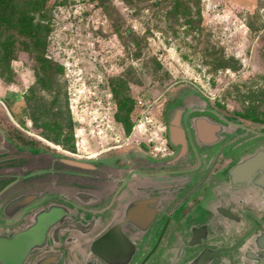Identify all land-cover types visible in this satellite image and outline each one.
Masks as SVG:
<instances>
[{
	"label": "rangeland",
	"instance_id": "obj_1",
	"mask_svg": "<svg viewBox=\"0 0 264 264\" xmlns=\"http://www.w3.org/2000/svg\"><path fill=\"white\" fill-rule=\"evenodd\" d=\"M43 1L31 13L49 30L45 63L19 51L10 80L0 77V133L15 145L99 164L130 152L160 159L172 154L166 124L178 105L200 98L246 123L264 119V0H194L190 14L173 12L175 0ZM58 88L62 114L36 127L27 106Z\"/></svg>",
	"mask_w": 264,
	"mask_h": 264
},
{
	"label": "flooded vegetation",
	"instance_id": "obj_2",
	"mask_svg": "<svg viewBox=\"0 0 264 264\" xmlns=\"http://www.w3.org/2000/svg\"><path fill=\"white\" fill-rule=\"evenodd\" d=\"M178 108L181 109L178 127L183 132L185 152L174 162L182 145L170 141L169 125L171 115L175 116ZM189 109L191 111L186 114ZM250 119L251 122L246 123L241 113L226 115L199 98L189 104L178 105L170 113L166 131L167 143L173 150L168 157L152 159L145 154L130 152L125 162L118 163V158L107 163L96 162L94 170L81 169L74 172L79 174L75 176L60 166L52 167L51 172L50 160L57 157L51 153L45 152V159L41 153H36L29 162L19 158L22 159L20 165L28 166L17 168L14 172L28 176L3 191L0 202L25 194L38 195L30 205L44 199L46 202L42 205L61 204L70 194L69 186L73 180L81 186L84 200L88 202V206L80 202L79 205L96 211L95 215L83 213L84 219L95 216L99 222L92 234L72 241L63 239L59 248L42 250L41 255L35 256L30 264L43 257L60 254L66 258L65 264H79L78 260L83 264L91 241L98 239L123 218L125 206L146 199L156 200L149 207L158 211L145 231L137 230L130 224L124 226L122 232L134 246L128 264H182L180 256L186 251L191 231L203 225L208 235L204 244L212 253L233 248L250 232L240 244L244 254L237 248L218 253L226 264H255L246 259L245 253L248 256L249 253L259 255L260 258L264 256V250L257 248L252 241L254 236L264 232V191L251 184L232 186L227 179L229 169L236 162L264 150V119ZM6 185L3 184L0 190ZM219 197L222 198L218 201ZM230 204L231 212L241 219L240 223L227 221L216 214L219 207ZM35 254L33 252L25 264H29ZM96 262L104 264L97 258Z\"/></svg>",
	"mask_w": 264,
	"mask_h": 264
},
{
	"label": "water",
	"instance_id": "obj_3",
	"mask_svg": "<svg viewBox=\"0 0 264 264\" xmlns=\"http://www.w3.org/2000/svg\"><path fill=\"white\" fill-rule=\"evenodd\" d=\"M180 108V107H179ZM176 109L177 114L170 117L169 125V138L175 145H182L181 152L173 160H178L183 157L185 152V141L183 132L178 127L180 110ZM191 111L189 109L186 114ZM186 114L184 115V123H186ZM0 145V163L10 160V151L6 148L5 142ZM44 159L46 157H43ZM172 161V162H173ZM173 162V163H174ZM51 172L52 167H63L70 170V174L75 176L79 175L74 173L81 169L94 170L96 167L94 163L77 161L68 157L57 156L50 160ZM58 165V166H57ZM20 167L2 166L0 167V183L7 185L0 190V197L3 191L8 189L9 186L17 183L20 179L24 180L27 176H21L19 172H14ZM47 173L50 171H40ZM32 174H29V176ZM227 179L232 186L236 185H253L264 191V150H258L248 157L236 162L228 171ZM74 189H70L68 198L64 200V204L49 203L42 205L46 199L30 205L33 203L35 197L38 195H25L18 194L7 200L0 202V264H25L28 257L34 252L36 254L32 258L34 262L35 256H40L42 250L48 248H59L63 241L62 236L69 234L67 239L76 240L84 236L90 235L95 232L98 220L95 216L84 219L83 213L95 215L96 211L83 208L79 205L78 198L75 195ZM222 198V197H221ZM218 198V201L221 199ZM156 200H141L125 206L123 211V218L111 226L103 235L98 239H93L88 246V253L83 264H97L96 258L101 260L104 264H128L130 258L134 253L133 244L124 236L123 228L125 225L130 224L137 228V230L145 231V229L152 223L157 213V209L149 207L155 203ZM232 204L228 207H219L216 214L235 223H240L241 219L236 214L231 212ZM264 225V224H263ZM21 226V227H20ZM254 228V227H253ZM254 230H251L253 232ZM247 233L241 238L233 248L229 250H216L214 253L207 249L204 241L207 240L208 235L206 226L203 225L198 228H193L191 231L190 239L187 243V248L184 254L180 257L182 264H226V260L219 256V253L233 251L236 248L241 250V242ZM237 235V233H234ZM66 241V239H64ZM252 241L256 247L264 250V232L253 237ZM99 247L103 248L99 250ZM100 248V249H101ZM219 252V253H218ZM246 259H250L255 264H264V256H254L245 253ZM196 256V257H194ZM62 255H52L51 257H43L38 259L35 264H57ZM237 258V256H234ZM235 258V259H236ZM215 260V263H212ZM241 261H237L239 263ZM79 264H82L78 260Z\"/></svg>",
	"mask_w": 264,
	"mask_h": 264
},
{
	"label": "trees",
	"instance_id": "obj_4",
	"mask_svg": "<svg viewBox=\"0 0 264 264\" xmlns=\"http://www.w3.org/2000/svg\"><path fill=\"white\" fill-rule=\"evenodd\" d=\"M20 3L14 0H0V77L8 78L12 74V69L10 67L11 61L15 60L19 51L27 52L37 65H43L45 60L43 59L44 48H45V37L48 33V27L43 25L41 22L34 23V15H32L31 10L42 11L46 7L43 0H19ZM194 0H175L173 12L188 11L184 12L190 14L191 7L187 4ZM22 2V3H21ZM196 6V5H195ZM42 86L48 89L46 83H42ZM61 91L60 88L56 89L53 93L52 99L49 104L41 103L40 105H29L28 108L31 109L28 114L29 118L33 120V123L37 126L40 117H50L51 119H56L62 114L61 111ZM125 104L123 101L119 103L121 111L124 110ZM26 107V108H27ZM28 108L25 112H27ZM55 108V112L53 109ZM29 111V110H28ZM128 112V111H127ZM123 121V120H122ZM66 127L71 129L72 122L70 117L66 118ZM126 123V122H125ZM46 125V124H44ZM128 127V126H127ZM54 128H58L55 123ZM43 135L49 138L47 133ZM2 137V136H1ZM6 140L5 146L11 152L10 160L0 163V167L11 166L20 167L19 158H25L23 161H31L33 155L36 153H41L42 157H46L45 152L35 151L31 148H22L21 146L15 145L9 138L3 136ZM56 156V155H55ZM28 166V165H24ZM51 166V163L50 165Z\"/></svg>",
	"mask_w": 264,
	"mask_h": 264
},
{
	"label": "crops",
	"instance_id": "obj_5",
	"mask_svg": "<svg viewBox=\"0 0 264 264\" xmlns=\"http://www.w3.org/2000/svg\"><path fill=\"white\" fill-rule=\"evenodd\" d=\"M3 96L0 95V103L2 104V106L4 107V109L6 110V107L4 106V104L2 103L1 99H2ZM7 111V110H6ZM9 114V113H8ZM10 116V114H9ZM11 117V116H10ZM12 119V117H11ZM2 136V137H1ZM4 134L0 133V145L4 143L3 139H4ZM1 150V149H0ZM118 156V155H117Z\"/></svg>",
	"mask_w": 264,
	"mask_h": 264
},
{
	"label": "built area",
	"instance_id": "obj_6",
	"mask_svg": "<svg viewBox=\"0 0 264 264\" xmlns=\"http://www.w3.org/2000/svg\"><path fill=\"white\" fill-rule=\"evenodd\" d=\"M138 104L144 106L141 101H138Z\"/></svg>",
	"mask_w": 264,
	"mask_h": 264
}]
</instances>
